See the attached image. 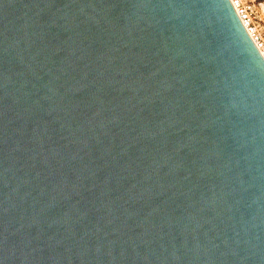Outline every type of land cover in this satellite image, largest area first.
Instances as JSON below:
<instances>
[{
  "label": "water",
  "instance_id": "1",
  "mask_svg": "<svg viewBox=\"0 0 264 264\" xmlns=\"http://www.w3.org/2000/svg\"><path fill=\"white\" fill-rule=\"evenodd\" d=\"M0 264H264V57L229 0H0Z\"/></svg>",
  "mask_w": 264,
  "mask_h": 264
},
{
  "label": "built area",
  "instance_id": "2",
  "mask_svg": "<svg viewBox=\"0 0 264 264\" xmlns=\"http://www.w3.org/2000/svg\"><path fill=\"white\" fill-rule=\"evenodd\" d=\"M238 15L240 21L245 27L248 35L255 44L259 53L264 57V37H262L256 30V27L253 25L251 16L249 13V6L246 5L242 0H229Z\"/></svg>",
  "mask_w": 264,
  "mask_h": 264
},
{
  "label": "rangeland",
  "instance_id": "3",
  "mask_svg": "<svg viewBox=\"0 0 264 264\" xmlns=\"http://www.w3.org/2000/svg\"><path fill=\"white\" fill-rule=\"evenodd\" d=\"M249 6V13L257 32L264 37V0H242Z\"/></svg>",
  "mask_w": 264,
  "mask_h": 264
}]
</instances>
